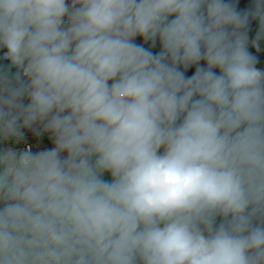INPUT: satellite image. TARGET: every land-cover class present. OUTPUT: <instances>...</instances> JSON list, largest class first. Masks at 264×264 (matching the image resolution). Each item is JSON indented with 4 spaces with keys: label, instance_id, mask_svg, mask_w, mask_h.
Instances as JSON below:
<instances>
[{
    "label": "clouds",
    "instance_id": "1",
    "mask_svg": "<svg viewBox=\"0 0 264 264\" xmlns=\"http://www.w3.org/2000/svg\"><path fill=\"white\" fill-rule=\"evenodd\" d=\"M262 42L264 0H0V264H264Z\"/></svg>",
    "mask_w": 264,
    "mask_h": 264
},
{
    "label": "crops",
    "instance_id": "2",
    "mask_svg": "<svg viewBox=\"0 0 264 264\" xmlns=\"http://www.w3.org/2000/svg\"><path fill=\"white\" fill-rule=\"evenodd\" d=\"M251 0H240V7H245L248 4H250ZM258 24L256 21H253L250 26V36L254 38L255 33L257 31ZM159 47L157 45V48L154 49V51H158ZM252 51H255V49H251ZM258 55L264 56V42L261 44V53H258ZM258 67L264 68V60L261 61L260 64H258Z\"/></svg>",
    "mask_w": 264,
    "mask_h": 264
},
{
    "label": "built area",
    "instance_id": "3",
    "mask_svg": "<svg viewBox=\"0 0 264 264\" xmlns=\"http://www.w3.org/2000/svg\"><path fill=\"white\" fill-rule=\"evenodd\" d=\"M2 55H3V52L2 51H0V57H2ZM2 61H4V60H0V64H1V62ZM4 62H7V61H4ZM8 63V62H7ZM12 71L14 72L15 71V69H12Z\"/></svg>",
    "mask_w": 264,
    "mask_h": 264
},
{
    "label": "rangeland",
    "instance_id": "4",
    "mask_svg": "<svg viewBox=\"0 0 264 264\" xmlns=\"http://www.w3.org/2000/svg\"><path fill=\"white\" fill-rule=\"evenodd\" d=\"M1 64H3V65H7V62L2 61ZM106 178H107V177H106Z\"/></svg>",
    "mask_w": 264,
    "mask_h": 264
}]
</instances>
